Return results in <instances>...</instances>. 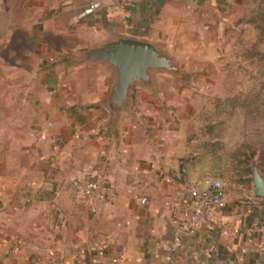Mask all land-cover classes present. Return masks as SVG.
Wrapping results in <instances>:
<instances>
[{
	"label": "crops",
	"instance_id": "crops-1",
	"mask_svg": "<svg viewBox=\"0 0 264 264\" xmlns=\"http://www.w3.org/2000/svg\"><path fill=\"white\" fill-rule=\"evenodd\" d=\"M245 1L0 0V70L29 75L45 64L27 127L12 129L26 142L0 147V264H264V199L226 193L210 225L188 221L189 184L174 173L184 154L171 109L180 99L160 87L176 77L157 74L156 92L135 89L133 114L112 125L109 109L95 106L108 72L73 60L109 36L162 45L175 60L209 59L204 44ZM86 179L103 183L99 196L73 192Z\"/></svg>",
	"mask_w": 264,
	"mask_h": 264
},
{
	"label": "rangeland",
	"instance_id": "rangeland-1",
	"mask_svg": "<svg viewBox=\"0 0 264 264\" xmlns=\"http://www.w3.org/2000/svg\"><path fill=\"white\" fill-rule=\"evenodd\" d=\"M231 22L204 44V55L211 48V58L186 52L185 58L175 60L185 72L183 78L161 77L160 87L164 99H180L171 108L181 116L184 133V154L178 159L175 178L186 183L188 176L192 180L215 176L223 182L227 196L245 200L253 195L245 160L255 153L250 168L257 166L264 145V0H246ZM196 46L193 40L183 47ZM41 68L36 63L29 75L27 71L0 70V147H20L26 142L12 129L27 127L32 109L27 107V99L41 94ZM24 83L29 86L22 88ZM172 83L180 84L178 91L170 89ZM205 143L217 144L216 152L201 159L202 151L197 149ZM217 156L221 159L214 160Z\"/></svg>",
	"mask_w": 264,
	"mask_h": 264
},
{
	"label": "water",
	"instance_id": "water-1",
	"mask_svg": "<svg viewBox=\"0 0 264 264\" xmlns=\"http://www.w3.org/2000/svg\"><path fill=\"white\" fill-rule=\"evenodd\" d=\"M73 60L100 65L108 72L111 79L108 91L95 106L109 109L112 125L117 123L121 114H133L132 95L135 89L156 92L157 74L182 79L185 73L162 45L124 36H109L78 52ZM250 182L253 196L264 199V179L256 164L251 167Z\"/></svg>",
	"mask_w": 264,
	"mask_h": 264
},
{
	"label": "built area",
	"instance_id": "built-area-1",
	"mask_svg": "<svg viewBox=\"0 0 264 264\" xmlns=\"http://www.w3.org/2000/svg\"><path fill=\"white\" fill-rule=\"evenodd\" d=\"M119 3H127L133 0H116ZM94 6L90 5V9ZM75 138L80 136V130L76 129L73 133ZM103 191V183L98 179H86L73 182V192L80 194L84 198H94ZM186 192L190 197L191 203L188 209V221L191 224L203 223L210 225L214 214L225 208L226 189L223 182L215 177H203L190 184ZM179 197V193L175 194ZM141 204L146 199L140 200ZM117 259L112 260L117 263Z\"/></svg>",
	"mask_w": 264,
	"mask_h": 264
},
{
	"label": "trees",
	"instance_id": "trees-1",
	"mask_svg": "<svg viewBox=\"0 0 264 264\" xmlns=\"http://www.w3.org/2000/svg\"><path fill=\"white\" fill-rule=\"evenodd\" d=\"M214 139H216V138H214ZM215 147H217V144H209V143H205L203 147H199V149H197V150L199 152L202 151L200 153L201 159L204 157H207V156L213 157L215 155V152H216V149H214ZM220 148H223V147H220ZM219 150H222V149H219ZM254 157H255V153H251V155H249L245 160V164H246L245 172L248 176L251 175L250 163L254 159ZM220 159L221 158H218V156L214 157V160H220ZM189 162H191V161H189ZM182 163L186 164V163H188V160H182ZM194 166L196 167V164H194ZM257 170H258L259 174L261 175V177L264 179V145L262 146V149L259 151V155H258V159H257ZM207 176H209V175H204V176L198 177L194 180H192V178L190 176H188L187 178L189 181H187L186 183H188L190 185V184L194 183L195 181H197L203 177H207ZM209 177H215V176H209ZM215 178H218V177H215ZM180 181H181V183H185V182H182L184 180H180ZM247 182L249 183V179L247 180Z\"/></svg>",
	"mask_w": 264,
	"mask_h": 264
}]
</instances>
